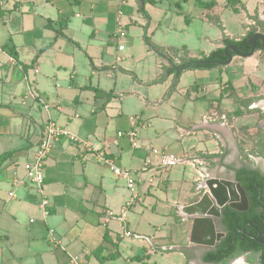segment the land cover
Masks as SVG:
<instances>
[{"label": "crops", "instance_id": "1", "mask_svg": "<svg viewBox=\"0 0 264 264\" xmlns=\"http://www.w3.org/2000/svg\"><path fill=\"white\" fill-rule=\"evenodd\" d=\"M187 3L199 8L192 16L203 32L197 38L209 49L183 45L185 55L170 53L156 34H170ZM162 4L0 0V155L12 154L0 165V264H71V255L84 264H228L205 259L214 246L194 231L183 207L202 196L207 178L235 179L244 165L248 131L240 128L258 120L255 110L243 112V101L264 97V85L255 86L264 51L235 55L226 66L184 70L177 79L165 75L169 60L146 39L177 61L201 58L223 47L224 36L239 40L259 26L264 0H177L173 13ZM225 9L245 17L244 33L224 30L211 39L207 32L222 25ZM192 17L186 15L188 24ZM48 121L93 149L63 138L45 160L43 194L25 181L14 186L25 180L24 164L34 160ZM100 149L131 170L133 188L98 161ZM163 152L181 161L164 170Z\"/></svg>", "mask_w": 264, "mask_h": 264}, {"label": "trees", "instance_id": "2", "mask_svg": "<svg viewBox=\"0 0 264 264\" xmlns=\"http://www.w3.org/2000/svg\"><path fill=\"white\" fill-rule=\"evenodd\" d=\"M149 1L153 3L156 2V0ZM233 2L234 0H229V3L232 4ZM199 3L201 4L202 2ZM142 10L144 11V8H142ZM256 19L259 26L264 29V21L258 18ZM255 32H257L255 28L250 29L247 34L239 40L224 36L222 39L224 46L213 50L209 55H203L201 58L181 57L178 61L165 50L154 46L148 37L146 41L149 46L169 60L170 65L165 68V75L167 70H170L169 74H174L178 79L184 70L176 72L174 71V67L187 65L197 60H225L224 47L226 45L233 44L240 51L249 52L251 46L247 42V39ZM259 50L264 51L258 43L256 51ZM216 67H220V65L215 63L194 65L188 69H211ZM248 101L250 102L251 100ZM243 103L246 105V101H243ZM11 155L10 152L1 154L0 165ZM236 180L241 183L247 193L250 202L249 209L238 211L229 206L224 207L222 224L226 234L220 242L217 243L215 248L206 254L205 259L213 263H222L233 258L237 254H258L260 263H262L264 261V245L257 240V237L259 234H262V238L264 239V205L258 202L259 195L264 199V175L256 168L244 166L236 171Z\"/></svg>", "mask_w": 264, "mask_h": 264}, {"label": "rangeland", "instance_id": "3", "mask_svg": "<svg viewBox=\"0 0 264 264\" xmlns=\"http://www.w3.org/2000/svg\"><path fill=\"white\" fill-rule=\"evenodd\" d=\"M177 0H163L162 7L164 9H169L168 12L171 11V13L175 12V3ZM172 7V10H171ZM184 14L180 15L179 18L176 19L174 26L175 28L170 34L164 33L166 32V29H162V31L156 34V39L159 41L165 42L167 45H171L172 48L170 50V53H179V55H185L183 49V45H186L187 47H207L209 49V45L205 43V40L200 41L197 37L201 35L202 29L199 22L195 21L194 15L198 12L199 8L195 7L194 3H187L184 5ZM186 15H191L193 22L192 24H188L186 22ZM222 25H224L225 28L221 24H214V28L212 30H208L207 35L211 37V39H215L218 36V33L224 32V30L228 31L229 34L232 37H239L240 35H243L244 33V22L246 21L244 16H241L239 14L234 13L230 9H225L222 13ZM189 25V26H188ZM260 32L264 33V29L257 26L255 28ZM248 32V31H247ZM152 38V34H149ZM242 38V37H241ZM151 41V40H150ZM128 47V42H125ZM129 48V47H128ZM182 51V52H181ZM192 52H195L191 50ZM197 52V51H196ZM249 57H243L244 59H248ZM192 70V69H187ZM263 86L264 85V74L259 77V80L256 81L255 86ZM253 105V106H252ZM251 107V108H250ZM254 107V109H252ZM244 113H249V111H254L256 113V116H254L258 120L257 123L255 121H249V125L254 124L253 128L251 129L247 126V123H241L242 126L240 129H243V131L246 132L247 136H245L244 144L245 149L244 152H242V158L239 159L241 162L245 165H248L253 168H260L264 171V97L262 100H255L253 101H246V105L243 107ZM259 113V114H258ZM230 117L233 119V116H237L236 113H230ZM258 114V115H257ZM230 118V119H231ZM235 118V117H234ZM250 129V130H249ZM226 174V172L224 173ZM230 173L227 172V176ZM226 262L228 264L233 263H242V264H260V259L258 254H237L233 258L228 259Z\"/></svg>", "mask_w": 264, "mask_h": 264}, {"label": "water", "instance_id": "4", "mask_svg": "<svg viewBox=\"0 0 264 264\" xmlns=\"http://www.w3.org/2000/svg\"><path fill=\"white\" fill-rule=\"evenodd\" d=\"M247 42L251 46V50L249 52H242L235 45L229 44L224 47V54L226 56L225 60H197L187 65L176 66L174 67V71H183L194 65L211 63L226 66L231 63L234 55L241 57L252 56L257 50L258 43L264 50V33L260 31L255 32L253 35L248 37ZM169 72L170 70H167L168 74ZM205 183L206 191L196 202L184 206L183 212L187 216L194 218L193 229L195 232L199 229L209 235V238L204 243L213 247L221 240L222 237L225 236V233L223 231H219L216 224L217 220L222 218L224 207L229 206L240 211L246 208L239 207V204L245 203L247 206L249 201L245 189L236 179L210 177L207 178ZM257 240L264 245L262 234H259ZM261 264H264V261Z\"/></svg>", "mask_w": 264, "mask_h": 264}, {"label": "built area", "instance_id": "5", "mask_svg": "<svg viewBox=\"0 0 264 264\" xmlns=\"http://www.w3.org/2000/svg\"><path fill=\"white\" fill-rule=\"evenodd\" d=\"M119 35L121 37L126 36V31L121 29L119 30ZM124 46L120 45L119 49H123ZM36 71H39L38 69ZM124 133H119V136L123 135ZM128 136L130 137L131 141L134 142L136 137L135 131L128 132ZM63 138L69 139V141L77 144L87 147L88 149L92 150L93 145L90 144L87 141H84L80 137L70 134L63 130L56 122L54 121H48L46 122L44 126V134L43 137L39 143L37 154L33 161L26 162L24 164V169L26 171V177L25 180H19L16 179L14 182V186L19 185L20 183H23L24 181L33 185L40 193H44V166H45V160L47 159L48 155L50 154L52 148L54 147L55 143L60 142ZM106 150L100 149L97 152V159L100 163L108 164L111 169L113 170L114 174L119 177L126 180L127 186L129 188H133V186L136 183L135 177L133 176V173L129 169L121 168L116 166L112 159H110L107 154ZM181 161V157H178L177 155L170 153V152H163L160 155V166L162 169L167 170L171 167L175 166L177 163ZM192 162L197 165L198 167H202L205 165L204 160L200 158H194ZM10 197H15V193L13 190L9 192ZM132 202V200H131ZM48 199L46 197L42 198L41 200V206L43 208H46L48 206ZM46 210V209H45ZM109 216L113 217L115 216L112 212H109ZM127 235H130L131 232L127 231ZM70 263L71 264H84L83 260L78 255H71L70 256Z\"/></svg>", "mask_w": 264, "mask_h": 264}, {"label": "flooded vegetation", "instance_id": "6", "mask_svg": "<svg viewBox=\"0 0 264 264\" xmlns=\"http://www.w3.org/2000/svg\"><path fill=\"white\" fill-rule=\"evenodd\" d=\"M244 166H248V165H245V164H244L243 166H241V167L238 168L237 170L241 169V168L244 167ZM256 169H258V168H256ZM258 170H259L260 173H262V174L264 175V171H263V170H261L260 168H259ZM233 177L236 179V172H234ZM246 195H247V193H246ZM247 198H248V196H247ZM248 201H249V198H248ZM258 202H260L261 205H262V204L264 205V199H262L261 195L258 196ZM249 206H250V202L248 203L247 206H246L245 203H241V204H239V207L246 208V209H244V210H240V211L248 210V209H249ZM238 211H239V210H238ZM217 222H218L219 231H223V232L225 233V231H224V226H223V224H222V218L219 219ZM225 234H226V233H225ZM222 238H223V237H222ZM222 238H221V239H222ZM219 242H220V241H219ZM217 243H218V242H217ZM217 243H216V245H217ZM216 245H215V246H216ZM215 246H214V248H215ZM260 264H261V263H260Z\"/></svg>", "mask_w": 264, "mask_h": 264}]
</instances>
